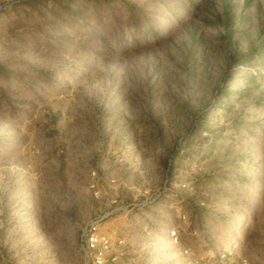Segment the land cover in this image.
<instances>
[{
    "label": "rangeland",
    "instance_id": "374dc122",
    "mask_svg": "<svg viewBox=\"0 0 264 264\" xmlns=\"http://www.w3.org/2000/svg\"><path fill=\"white\" fill-rule=\"evenodd\" d=\"M113 209L107 264H264V0H0V264Z\"/></svg>",
    "mask_w": 264,
    "mask_h": 264
},
{
    "label": "built area",
    "instance_id": "2783aa9c",
    "mask_svg": "<svg viewBox=\"0 0 264 264\" xmlns=\"http://www.w3.org/2000/svg\"><path fill=\"white\" fill-rule=\"evenodd\" d=\"M96 175V172H93ZM92 188L96 187L95 183L91 184ZM116 209L108 211L104 214H99L91 218L85 225L82 233L81 249L85 258V264H107L109 254L114 249V246L119 245L123 240L114 241L113 238L104 231L105 220L115 212ZM185 217V215L183 216ZM171 236L176 235V231L171 232ZM237 242L232 243L230 250L222 249L217 252V255L211 256L203 261V264H226L225 259H230L229 256L239 249ZM2 253V251L0 250ZM217 257V259H216ZM117 256L112 257V260H116ZM2 264H13L10 260L3 257ZM241 264H249L247 258L242 259Z\"/></svg>",
    "mask_w": 264,
    "mask_h": 264
}]
</instances>
